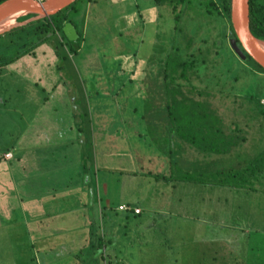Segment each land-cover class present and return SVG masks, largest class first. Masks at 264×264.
Masks as SVG:
<instances>
[{"label": "rangeland", "instance_id": "1", "mask_svg": "<svg viewBox=\"0 0 264 264\" xmlns=\"http://www.w3.org/2000/svg\"><path fill=\"white\" fill-rule=\"evenodd\" d=\"M96 1H80L85 6L84 38L76 52L65 50L66 60L54 55L55 40L51 39L38 44L34 55L27 54L8 66L13 85L7 92L9 106L0 108V264H96L90 244L102 237V206H110V212L121 217L124 212L116 211L119 202L138 204L142 214L139 217L132 213V222L135 218L145 219L149 209L157 212L162 207V187H155L153 174H159L158 161L165 157L158 155L159 145L150 138L149 124L139 116L148 103L147 86L174 43L173 16L168 6H159L152 0ZM199 2L191 0L182 23L197 35L212 36L220 20L209 21L199 9ZM18 22L16 18L14 23ZM228 55L238 59L230 52ZM55 65L62 67L56 69ZM159 77L156 74L154 80ZM24 103H30L32 109L41 104V111L47 114L45 139L40 142L38 124L27 136L28 140L31 136L32 145H48L45 170L39 172L38 164L33 163L30 180L22 155L17 157L24 145ZM239 105L233 106L236 109ZM240 121L243 125L247 120ZM252 129L254 141L262 133L260 127ZM11 145L15 158L7 160L4 149ZM153 152L156 156L150 158L154 159L151 162L147 155L152 157ZM219 165L215 168L222 164ZM191 168L202 167L195 163ZM196 188L202 193L197 192L196 197H206L203 205L207 211L199 212V200L187 201L188 198L181 203L172 201L168 210L176 211L171 212L176 215L181 213L180 206H189L186 217L178 213L172 222V227L184 228L189 234V264H198L199 258L203 264L210 263L215 245V264H253L251 258L264 257V194L253 193L248 201L255 198L256 202L247 201L238 207L234 202L237 194L230 195L237 211L258 208L256 212L252 210L257 218L253 229L245 221L232 229L223 225L220 208L211 211L220 206L216 201L218 193L205 184ZM161 222L163 226L160 219L149 223L165 229L168 223L165 219ZM130 228L135 226L127 223L126 229L121 227L127 235ZM248 237L251 249L246 254L240 245ZM178 244L177 248H181ZM143 247L144 253L141 248L126 253L135 259L130 262H163L161 256L166 249H152L161 252L159 262H148L143 260L151 258V249ZM165 261L172 263L168 257ZM255 264L264 262L256 260Z\"/></svg>", "mask_w": 264, "mask_h": 264}, {"label": "trees", "instance_id": "2", "mask_svg": "<svg viewBox=\"0 0 264 264\" xmlns=\"http://www.w3.org/2000/svg\"><path fill=\"white\" fill-rule=\"evenodd\" d=\"M80 1L72 2L49 17L0 34V108L9 106L7 92L13 79L10 80L8 66L13 62L27 54L34 55L38 44L51 39L55 40L53 53L59 59L66 60L65 50L76 52L81 47L85 6ZM152 1L170 8L175 35L173 45L155 72V76L160 75L159 79L154 80V76L147 86L148 103L144 104L139 116L141 120L156 117L162 122L160 126L165 127L163 139L169 141L168 145L157 148L166 151L172 170L170 177L153 174L154 178L205 184L210 191L218 193L216 199L222 203L220 210L224 215L228 214L236 209L234 202L238 207L237 204L250 200L253 193L264 194V103L261 102L264 99V70L249 55L241 61L229 46L228 38L235 37L230 22V0H199V9L209 21L220 20V26L214 28L212 36L207 33L197 35L198 32L184 27L182 20L191 0ZM248 5L251 33L264 41V0H249ZM32 16L22 15L17 20L22 22ZM68 21L78 33L74 41L68 40L62 31ZM229 52L238 59L231 58ZM61 67L55 65L56 69ZM236 103L240 105L235 109ZM35 106L39 108V104ZM236 118L247 121L242 125ZM253 126L260 127L262 133L260 137L254 135L255 143L251 140ZM11 147H6L4 153ZM195 163L202 168L188 170ZM216 165L220 167L215 168ZM231 194H237L238 202L232 201ZM129 209L135 213V208ZM238 211L244 212L240 208ZM243 221L252 226L257 222L246 216L240 218L242 224ZM94 237L96 235H92ZM102 245V237L92 240L91 256L108 264V255ZM257 258L264 259L262 256Z\"/></svg>", "mask_w": 264, "mask_h": 264}, {"label": "crops", "instance_id": "3", "mask_svg": "<svg viewBox=\"0 0 264 264\" xmlns=\"http://www.w3.org/2000/svg\"><path fill=\"white\" fill-rule=\"evenodd\" d=\"M41 104H39V109L34 108L32 109L30 107V103H25L24 104V111H23V151L22 154H18V158L19 156L22 155L23 158V168L27 169V180L31 179V172L30 170L33 169V163L38 164V169L39 172H43L45 170V166H46V155H47V146L46 144L39 143V144H35L32 145L29 143V140L27 138L28 134H31V128L32 127H36L35 124L41 125L40 127V142L45 139L46 136V124H45V116H47V114L43 113L41 111ZM156 117H152L151 119L147 117V119H143V121H145L146 123L152 124V126L149 124V129L148 132L151 136L152 139H154V141L159 145L158 147L164 146V145H168L169 141L164 140L163 135L165 132V127H161L160 124H162V122L158 121L155 119ZM157 125V126H155ZM138 134H141V131L138 132ZM44 135V136H43ZM154 136V138H153ZM14 147L12 146L10 148V150L6 153H11V157L8 158L6 157V153H4L5 155V159H14L15 155L13 154V150ZM158 149V148H157ZM167 150V149H166ZM165 150H161L158 149L157 153L158 155L163 158L165 157L164 160H160L158 161L160 164V169H156V171H159V174L156 175H161L160 173H162L163 175H166L168 177H170L169 172L172 171L170 168V164L169 161L167 160L166 156H165ZM148 156V160H150L151 162H154V159H150V158H155L156 153L153 152L152 153V157ZM44 158V159H43ZM155 161H157V159H155ZM84 167V171H85V165H83ZM190 169V167L188 168ZM26 171V170H25ZM166 171V172H165ZM172 179L168 178V179H160L157 180L154 178V183H156L155 187L161 186L162 190L159 191V195H160V200H161V206L158 211L160 212H156L155 210L149 209V211L146 214V218L145 219H141L135 218V222L130 221V215L133 213L131 211V209L129 210H123V209H119L118 207L120 205H127L129 208L133 207V208H139L140 211L139 213H133L135 214V216H139L142 214V210L141 207L138 204H134V206H131L128 202L123 201V202H119L117 204V210L116 211H122L124 212L123 215H121V217H118L117 215L114 216L113 213L110 212V206L105 205L102 206L103 209V218H104V223H103V228L101 229V233H102V241H103V249L104 252L108 255V264H143V263H139L137 262H130L129 260H135V259H130L126 253H129L128 251L130 249L133 248H138V251H141L144 253V247L143 245H147L148 247H150L149 249H151V253H149L151 255V258L149 259V256H147L146 260L143 261H153V262H159L158 259V255L161 254L158 253L159 251L155 250L152 251V249H159L162 248L166 249V252L163 253V257L161 256L163 262H159V264H168L165 259L168 257L169 260L172 262L171 264H189L191 261V258L188 257V253L189 248H191L188 244L187 241V237H188V233H186L187 231L183 229H177L174 225L172 227V222L175 221V217L174 216H178V213L176 215H173L171 212H176L173 210H169V206L172 205V201H176L178 200L180 203L182 202V200L184 198H188L187 201H191L192 199L197 201L199 200V202L197 203V208L199 210V212L202 211H207L206 208H204L203 202L205 201L206 197L204 196H200V197H196L197 194V190L194 189V187H199L202 188V185H193L190 182L187 181H171ZM88 181V178H87ZM187 191H190L191 196L188 194ZM200 195L202 194L201 192H198ZM148 197V195H147ZM144 198V197H142ZM199 198V199H196ZM168 199V201L166 200ZM251 199V198H250ZM145 200H147V198H145ZM216 201H218V199H216ZM219 202V201H218ZM238 202V201H237ZM249 203L252 204V202H256L255 198L252 199V201H248ZM246 202V203H248ZM222 203L220 202V205ZM183 205V204H181ZM168 207V208H167ZM181 207V213H179V215H184L186 217V215L189 213L186 208H188L189 206H187L186 208L184 206H180ZM177 208V206H175V209ZM221 208L220 206L215 208V210H211V211H215L217 212V210ZM167 209V210H166ZM211 209V206H210ZM256 209H258L257 207H253L251 208L249 211L246 209H243L244 212L240 213L239 211H237V209L233 208V210L228 213L225 214L223 216V225L227 228H237V226H239L240 224H242L240 222V218L246 216L249 219H257L255 218V214L252 213V210H254L255 212L257 211ZM178 211V210H177ZM221 211V210H220ZM210 213V211H208ZM207 212V214H208ZM195 213H198L195 211ZM206 213V212H204ZM166 216V217H165ZM183 217V216H182ZM200 217V216H199ZM208 216H205L204 219H207ZM232 220H230V219ZM156 219H160V225L163 226V223L161 222L162 220L165 219L166 224L168 223V225L164 227L160 230L156 227V225H152V223H149L150 221H156ZM130 224V227L135 226V228H130L129 229V235L125 234L126 232L123 231L121 229V227H124L126 229V225ZM143 224H146V227H144ZM255 225V223H254ZM171 226V228H170ZM252 229L253 226L251 225ZM169 228V229H168ZM164 229V230H163ZM254 231V230H253ZM185 235V236H183ZM174 238L173 241H171V239ZM141 239V240H140ZM176 239H179V241L177 242ZM251 242V239L248 237V239L246 241L241 242L240 248L247 254L248 251H250L251 247H249ZM180 243V244H178ZM216 243V242H215ZM160 244V245H159ZM177 244L179 247L181 248H177ZM211 244V243H210ZM217 245H215V247H212V251L213 254L211 255V261L208 264H215L217 261H215V256H218V250H217ZM141 248V249H140ZM168 250V251H167ZM256 256V254H254ZM132 258V256H131ZM188 258L190 259V261H188ZM253 261V264H255V261H259L260 263L262 261H264V259L260 260L261 258H251ZM96 264H104L103 261L101 262L100 258H98V260H96ZM142 261V260H141ZM251 261V262H252ZM199 263L198 264H203L200 262V258H199ZM250 262V263H251Z\"/></svg>", "mask_w": 264, "mask_h": 264}, {"label": "water", "instance_id": "4", "mask_svg": "<svg viewBox=\"0 0 264 264\" xmlns=\"http://www.w3.org/2000/svg\"><path fill=\"white\" fill-rule=\"evenodd\" d=\"M76 0H3L0 2V25L8 19L18 18L26 14H33L27 20L14 23L0 31V34L14 27L24 25L30 21L49 17ZM249 0H230V22L235 37H229L228 43L233 53L241 60H246L249 55L264 70L263 40L256 38L249 27ZM62 31L68 40L74 41L78 33L74 25L68 21Z\"/></svg>", "mask_w": 264, "mask_h": 264}, {"label": "bare ground", "instance_id": "5", "mask_svg": "<svg viewBox=\"0 0 264 264\" xmlns=\"http://www.w3.org/2000/svg\"><path fill=\"white\" fill-rule=\"evenodd\" d=\"M14 18H11L10 20L8 19V21L6 20L5 22H3L1 25H0V31L10 27L12 25V23L14 24ZM262 46L264 48V42L262 43Z\"/></svg>", "mask_w": 264, "mask_h": 264}, {"label": "built area", "instance_id": "6", "mask_svg": "<svg viewBox=\"0 0 264 264\" xmlns=\"http://www.w3.org/2000/svg\"><path fill=\"white\" fill-rule=\"evenodd\" d=\"M38 1H42V0H38ZM262 102L264 103V100H262ZM11 156H12L11 153H7V154H6V157H8V158H10ZM118 208H119V209H123V210H127L129 207H128L127 205H120ZM139 211H140L139 208H135V209H134V212H135V213H138Z\"/></svg>", "mask_w": 264, "mask_h": 264}]
</instances>
